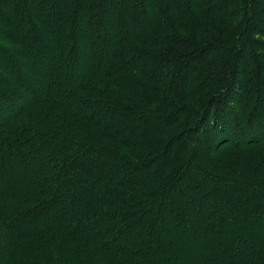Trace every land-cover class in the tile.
Returning <instances> with one entry per match:
<instances>
[{
	"label": "trees",
	"instance_id": "obj_1",
	"mask_svg": "<svg viewBox=\"0 0 264 264\" xmlns=\"http://www.w3.org/2000/svg\"><path fill=\"white\" fill-rule=\"evenodd\" d=\"M14 1L0 0L10 30L0 31V195L18 203L0 209V264L55 256L41 249L25 262L5 246L57 244L73 256L89 237L107 264H176L162 255L164 220L207 226L219 188L264 217L250 205L264 199V0H78L66 7L71 27L54 3L34 18L38 0ZM4 4L22 11L24 29L2 18ZM41 9L63 22L50 25ZM23 146L48 166L29 175L28 196L10 192L5 172ZM135 224L158 249L128 246ZM232 243L195 264H264V249Z\"/></svg>",
	"mask_w": 264,
	"mask_h": 264
},
{
	"label": "rangeland",
	"instance_id": "obj_2",
	"mask_svg": "<svg viewBox=\"0 0 264 264\" xmlns=\"http://www.w3.org/2000/svg\"><path fill=\"white\" fill-rule=\"evenodd\" d=\"M17 2L24 3L25 6L33 3L31 0H15ZM14 1V2H15ZM78 0H38V5L34 4V6L31 8L28 6L29 12L33 13L34 18H38V13L39 8H42L41 6H47L50 3L56 4V7L58 8L59 12H66L67 15L65 17V20L69 24V26H73V18L70 16V13L66 10V7L69 8L70 5L69 3H74L76 4ZM27 2V3H26ZM37 2V0H36ZM82 1H80V7L78 8L77 12H81L83 10V5L81 4ZM69 5V6H67ZM9 6V7H7ZM5 5L4 4V20L6 22H9L11 24L16 23V25H19V28L21 27L22 29L25 28V23L22 21V16L20 14L22 11L17 10H11L10 5ZM44 13V17H46L50 25H56V27H59V24H61L63 21L59 18H56L58 21H56L55 17L53 14H51V11L48 9H41ZM65 13V14H66ZM43 15V14H42ZM43 17V16H42ZM55 19V20H54ZM54 23H53V22ZM58 24V25H57ZM68 26V27H69ZM70 26V27H71ZM18 28V29H19ZM17 29V31H18ZM0 31L1 32H8L10 30H2V25H0ZM41 31L43 32V37L49 34L50 32L48 31L47 28H42ZM2 36V35H1ZM4 38L1 37V41H3ZM33 43H36V39L33 40ZM59 43L64 45V42L62 40L59 41ZM4 45H8L7 43L3 42ZM17 48H21V46H18ZM63 50V49H62ZM21 54L26 52V49L21 50ZM20 54V53H19ZM20 54V55H21ZM66 58V54L62 52V57L61 60ZM5 60L2 59V56L0 55V65L4 66ZM59 65V63H58ZM14 66L8 67L11 68ZM12 69V68H11ZM30 121V120H29ZM28 121V122H29ZM25 153H22L23 156H15V155H8L7 159H4L5 161V172L6 176L9 177V180H12V186H10V192H13L16 190L17 193L22 194L23 196L28 194H32L34 190V186L32 187V180L29 177L31 174H35L38 170H41L47 166V161L45 158L41 155V153H35L34 149H32L31 146L25 147ZM2 154L4 155V151H2ZM48 167V166H47ZM45 170V169H44ZM53 180V178H52ZM51 180V182H52ZM209 184L205 185L208 187ZM137 186V185H136ZM72 191L74 192L75 189L72 188ZM3 195H0V209L2 211L6 210L9 208L7 205H13L17 204V201H8L7 198H5ZM239 196H235L234 193L231 191L227 190L226 188H219L215 194H214V202L212 204L213 210L216 212L215 216L221 215L222 217H225V219L220 220H213L215 216H211L210 223L207 226H204L200 224L197 220L196 223L193 225H188L187 227H177L176 224L174 223H167L164 220V225L167 226L168 228V241H170L171 245H167L164 251V254L168 259V262H174L176 264H195L196 260L204 261L206 259L212 260L214 256H218L222 252L221 250H227L228 248L231 247L233 244V239L235 237H240L242 243H250L252 245H255L256 248H260L261 250L264 249V217H261L260 214L257 215L255 218H250L249 215L246 214V211L244 210L245 206L240 205L239 202ZM1 200H4L6 202H2ZM66 199L60 198L58 200L62 204L63 201ZM234 201H237V204H233ZM239 202V203H238ZM175 204V203H174ZM255 205L257 207H262L264 208V199L260 201H255V202H250V205ZM234 205V206H233ZM178 209H184L189 211L190 209V204L187 202H182V203H176L174 205ZM72 207L75 208V206L72 205V203L69 204V208ZM168 208H161V210L167 211ZM2 214V212L0 211ZM50 213H55L51 210ZM263 216V215H262ZM46 217V215H45ZM228 217V218H227ZM146 221V218H143ZM197 219V218H196ZM92 220V219H91ZM92 222V221H91ZM138 222V221H137ZM136 222V223H137ZM144 222V220H143ZM166 223V224H165ZM40 219L37 218L36 220H33L32 222H29L28 224V229L27 230H38L40 227ZM127 239V244L128 246L131 247H137V248H146L148 245L147 238L144 235V226L135 224L131 228V232L128 233V236L126 237ZM97 239L89 237L87 240L82 242L78 247L75 249L74 255H70L67 253H61L59 251V247L57 244H52L51 247L45 248L42 247V244H39L37 242H30L27 241L28 243H23L21 242L20 244L18 243V246L14 249L13 245L5 246L6 250L4 251L5 253L10 255L11 250H17V252H22L24 253L23 255H27L26 257L24 256H18L20 259L26 262L24 258L27 260L33 259L36 256V251L44 249L45 255L53 253L55 256H53L51 262L49 264H86L90 259L91 264H107V262H103L98 255V252L95 250L96 244L94 243ZM158 240L154 239L151 240L150 243L152 245L148 246L151 247V249H158ZM144 242V243H143ZM141 244H144L142 246ZM146 244V245H145ZM244 244V243H243ZM89 250H91L89 252ZM13 254L15 252H12ZM51 256V255H50ZM56 257V258H55ZM8 258V257H7ZM172 258V259H171ZM98 259V260H96ZM16 260V257L14 259L9 258L8 262ZM41 260V258H40ZM246 259L244 258L243 261ZM6 262V263H8ZM27 264V262H26ZM115 264H118L115 262Z\"/></svg>",
	"mask_w": 264,
	"mask_h": 264
}]
</instances>
